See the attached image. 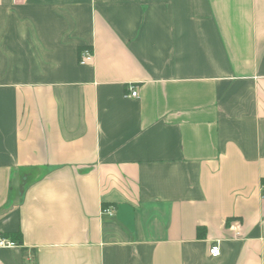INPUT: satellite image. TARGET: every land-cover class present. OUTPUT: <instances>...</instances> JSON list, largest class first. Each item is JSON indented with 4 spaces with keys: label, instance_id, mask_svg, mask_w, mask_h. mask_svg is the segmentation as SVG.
<instances>
[{
    "label": "crops",
    "instance_id": "crops-1",
    "mask_svg": "<svg viewBox=\"0 0 264 264\" xmlns=\"http://www.w3.org/2000/svg\"><path fill=\"white\" fill-rule=\"evenodd\" d=\"M18 229L0 264H264V0H0Z\"/></svg>",
    "mask_w": 264,
    "mask_h": 264
},
{
    "label": "built area",
    "instance_id": "built-area-1",
    "mask_svg": "<svg viewBox=\"0 0 264 264\" xmlns=\"http://www.w3.org/2000/svg\"><path fill=\"white\" fill-rule=\"evenodd\" d=\"M94 59V54H93V50L91 47L89 46H85L81 52H80V59L79 62L82 65H85V63H88L90 61H92ZM131 94L133 96L137 95V90L136 89H132ZM104 211H108L110 214H112L110 208H105ZM4 246H17V243H15L14 241H12L10 238L8 237H0V247H4ZM210 254L213 257H219L220 254L222 253L219 242L212 244L209 248Z\"/></svg>",
    "mask_w": 264,
    "mask_h": 264
},
{
    "label": "trees",
    "instance_id": "trees-1",
    "mask_svg": "<svg viewBox=\"0 0 264 264\" xmlns=\"http://www.w3.org/2000/svg\"><path fill=\"white\" fill-rule=\"evenodd\" d=\"M4 236L10 238L12 241L17 243V245L24 244V242H23V233H22L21 229H18L17 231H7V232H4V233H0V237H4Z\"/></svg>",
    "mask_w": 264,
    "mask_h": 264
}]
</instances>
